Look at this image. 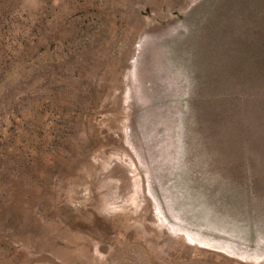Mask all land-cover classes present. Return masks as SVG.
<instances>
[{
  "label": "rangeland",
  "instance_id": "374dc122",
  "mask_svg": "<svg viewBox=\"0 0 264 264\" xmlns=\"http://www.w3.org/2000/svg\"><path fill=\"white\" fill-rule=\"evenodd\" d=\"M197 1L0 0V264H264L182 150Z\"/></svg>",
  "mask_w": 264,
  "mask_h": 264
},
{
  "label": "water",
  "instance_id": "95a60500",
  "mask_svg": "<svg viewBox=\"0 0 264 264\" xmlns=\"http://www.w3.org/2000/svg\"><path fill=\"white\" fill-rule=\"evenodd\" d=\"M189 8L182 150L199 156L216 185L222 206H208L209 218L264 231L257 206L264 204V0H198Z\"/></svg>",
  "mask_w": 264,
  "mask_h": 264
}]
</instances>
